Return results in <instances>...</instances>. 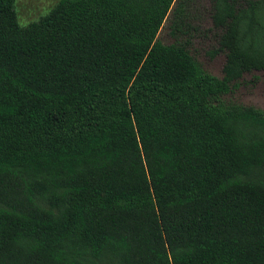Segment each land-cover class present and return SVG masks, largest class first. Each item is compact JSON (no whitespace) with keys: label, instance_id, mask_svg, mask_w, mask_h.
Wrapping results in <instances>:
<instances>
[{"label":"trees","instance_id":"trees-1","mask_svg":"<svg viewBox=\"0 0 264 264\" xmlns=\"http://www.w3.org/2000/svg\"><path fill=\"white\" fill-rule=\"evenodd\" d=\"M196 0H0V264H264V0H209L217 76L190 52ZM170 13L171 43L157 38Z\"/></svg>","mask_w":264,"mask_h":264},{"label":"rangeland","instance_id":"rangeland-1","mask_svg":"<svg viewBox=\"0 0 264 264\" xmlns=\"http://www.w3.org/2000/svg\"><path fill=\"white\" fill-rule=\"evenodd\" d=\"M57 0H15L16 18L21 26L37 21L46 15ZM209 0H196L188 9L185 19L186 35L190 52L201 63L204 69L220 76L225 55L222 51L210 55L217 47L216 32L212 26L208 10ZM170 13L160 27L157 38L163 43H171L175 37L169 33ZM229 98L244 105H253L264 111V70H254L243 75L239 85L232 91Z\"/></svg>","mask_w":264,"mask_h":264}]
</instances>
